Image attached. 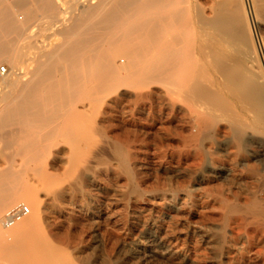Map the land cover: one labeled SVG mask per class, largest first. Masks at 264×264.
Returning <instances> with one entry per match:
<instances>
[{"label": "bare ground", "instance_id": "1", "mask_svg": "<svg viewBox=\"0 0 264 264\" xmlns=\"http://www.w3.org/2000/svg\"><path fill=\"white\" fill-rule=\"evenodd\" d=\"M263 1L250 4L261 10ZM38 26L57 41L35 45ZM1 61L0 264H70L38 227L44 204L29 181L47 190L53 149L81 159L89 133L100 134L97 113L123 89L145 97L160 85L171 106L183 102L208 128L222 121L236 141L248 129L264 132V72L243 0H0ZM20 203L30 214L6 227V212ZM246 206L264 215L255 201Z\"/></svg>", "mask_w": 264, "mask_h": 264}, {"label": "rangeland", "instance_id": "2", "mask_svg": "<svg viewBox=\"0 0 264 264\" xmlns=\"http://www.w3.org/2000/svg\"><path fill=\"white\" fill-rule=\"evenodd\" d=\"M243 2L264 72V1L261 10ZM35 35V45L57 41L49 27ZM151 89L145 97L123 89L97 113L100 134L89 133L81 159L70 160L67 146L53 149L47 190L29 181L55 255L70 264H264V215L246 208L251 200L264 209V132L248 129L236 141L222 121L205 127L183 102L171 106L160 85Z\"/></svg>", "mask_w": 264, "mask_h": 264}, {"label": "built area", "instance_id": "3", "mask_svg": "<svg viewBox=\"0 0 264 264\" xmlns=\"http://www.w3.org/2000/svg\"><path fill=\"white\" fill-rule=\"evenodd\" d=\"M6 72H7L6 67L0 66V75L5 74ZM28 214H29V207L24 203H20L6 212L4 217V224L6 227H11L16 222L27 216Z\"/></svg>", "mask_w": 264, "mask_h": 264}]
</instances>
